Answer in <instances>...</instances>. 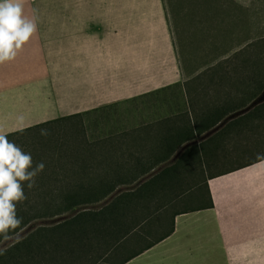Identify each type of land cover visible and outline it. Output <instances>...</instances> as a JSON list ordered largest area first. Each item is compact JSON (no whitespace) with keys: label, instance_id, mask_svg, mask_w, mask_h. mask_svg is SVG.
<instances>
[{"label":"crops","instance_id":"1","mask_svg":"<svg viewBox=\"0 0 264 264\" xmlns=\"http://www.w3.org/2000/svg\"><path fill=\"white\" fill-rule=\"evenodd\" d=\"M157 1L176 42L164 84L181 83L177 98L159 104V92L172 95L174 89L160 87L153 50L147 61L141 47L128 56L120 34L117 47L108 36L96 46L87 25L63 24L51 34L50 25L37 23L30 3L22 1V17L33 20L36 31L12 60L0 63V128L6 134L18 130L19 116L23 129L74 113L89 120L87 141L95 148L43 170L40 179H54L43 188L66 183L73 190L81 182L113 184L119 191L129 186L119 177L143 182L162 176L154 188L174 197L171 208L202 207L209 196L211 206L175 214L165 237L121 264H264V76L250 71L264 70V50L259 57L252 55L254 47H244L264 40V0ZM52 40L62 44L52 48ZM74 65L81 66L79 80L72 76L79 71ZM58 95L64 101L58 103ZM144 95L150 99L144 118L94 133L95 112ZM167 215L153 218L135 246L164 231ZM132 242L124 239L108 254L105 239L87 231L72 240L71 258L54 253L41 264H113L133 250Z\"/></svg>","mask_w":264,"mask_h":264},{"label":"trees","instance_id":"2","mask_svg":"<svg viewBox=\"0 0 264 264\" xmlns=\"http://www.w3.org/2000/svg\"><path fill=\"white\" fill-rule=\"evenodd\" d=\"M261 41L264 40L256 39L244 47H254L255 52L252 55L262 57L261 52L264 48L262 49ZM250 66H254V63ZM250 71L264 76V70L259 71L256 67H252ZM259 86L264 87V81ZM78 116V113H74L57 117L23 129L26 131L23 134H29L31 141L40 138L43 141L42 147L53 149L43 153L34 152L31 156L32 168L43 163V170L48 168L47 170L53 171L55 162L70 163V157L95 148L94 143L87 141V132L84 134L82 128L81 131L69 132L71 139H64L69 134H63V139L60 133L53 134V125L60 122H69L73 125L74 121H77L74 125L82 127L81 118ZM32 128L39 129L30 132ZM42 130L47 134L42 135ZM19 131L21 133V130H16L7 134V137L19 134ZM136 178L138 177H119L117 179L119 183L129 184L119 191H113V184L105 187L102 184L80 186L81 182L76 184L78 186L73 190L65 186L66 183L58 186L60 188L56 190L50 186L43 188L42 185L54 182L53 177L40 179V176H37L33 178L34 184L31 188L27 186L28 181L21 182L25 199L16 204V214L22 222L7 236L0 235V264H41L44 259H54V253L63 254L69 259L72 251H75L72 248V240L78 239L87 231L95 238L105 239L103 249L108 254L117 251L118 245L123 244L124 239L132 237L133 250L119 262L113 263L121 264L165 237L172 230V218L175 214L211 206L208 196L207 205L202 207L171 208L168 204L174 197H167L165 189L154 188L155 181L159 182L163 179L162 176L148 177L143 182H135ZM177 196L178 193L175 197ZM165 211L169 212V216ZM161 214L169 218L167 228L157 236L145 240L142 245L135 246L137 244L135 237L140 236L142 231L148 232V229H145L146 225L153 218L158 221Z\"/></svg>","mask_w":264,"mask_h":264},{"label":"rangeland","instance_id":"3","mask_svg":"<svg viewBox=\"0 0 264 264\" xmlns=\"http://www.w3.org/2000/svg\"><path fill=\"white\" fill-rule=\"evenodd\" d=\"M30 3L36 13V22L44 25H50L49 30L51 34L61 30L63 24L87 25L88 33L94 35L96 46H102L104 37L108 36L111 46H118V35L126 43L127 53H131V49L136 47L142 48V56L144 61L150 59V52L153 50L157 54L158 68H159V85L167 89H174L172 95H166L165 92L158 94V100H170L172 96L177 98L178 92L181 90V83L172 81L170 84H164L166 75L172 71V50L176 48L172 44L176 42L171 40V35L167 31L166 24L168 19L162 11V3L157 0H21V3ZM23 6V3H22ZM57 30V31H56ZM59 34L61 32H58ZM53 41V40H52ZM82 41L79 42L81 44ZM61 42L51 43V47L55 48L61 45ZM172 47V48H171ZM75 66V65H74ZM76 69L81 66H75ZM79 68L77 70H79ZM67 76V75H66ZM73 78L79 80L82 76V71L75 72ZM67 79V77H66ZM63 79H61V83ZM162 88V89H163ZM161 89V88H160ZM60 90V89H59ZM73 95L82 96L80 90L75 87ZM157 97V96H156ZM33 99L35 97H32ZM154 98V97H153ZM60 103L64 98L56 97ZM83 99V98H82ZM81 99V100H82ZM149 96H137L124 100L122 102L114 103L101 111L95 112V117L98 116V124L94 129V133L113 132L118 125L134 124L147 111L143 107L149 103ZM82 102H85L84 100ZM161 109V106L158 107ZM77 124V121H74ZM89 120L84 117L81 118L82 127L78 125H71V123H57L52 127V132L60 133L63 139V134H69L66 138H72L69 132H76L84 130V134H88ZM56 125V126H55ZM73 127V128H72ZM84 127V128H83ZM41 128V127H39ZM39 128L31 129L30 132L38 131ZM82 128V129H81ZM74 129V130H73ZM29 133V132H27ZM59 138V137H58ZM18 146L24 153L31 156L34 152L43 153L52 151L48 148L42 147V139H33L31 141L29 134L15 135L9 140ZM42 142V143H41ZM46 142V141H45ZM64 144V143H61ZM70 144H68L69 147ZM63 147V145H62Z\"/></svg>","mask_w":264,"mask_h":264},{"label":"clouds","instance_id":"4","mask_svg":"<svg viewBox=\"0 0 264 264\" xmlns=\"http://www.w3.org/2000/svg\"><path fill=\"white\" fill-rule=\"evenodd\" d=\"M35 31V22L22 17L21 0H0V63L12 60ZM17 122L22 131L24 117L19 116ZM41 134L47 133L42 130ZM43 168V163L32 168L31 155L10 142L0 128V235L7 236L21 224L16 214V204L25 199L21 182L28 181L27 186L33 187V178Z\"/></svg>","mask_w":264,"mask_h":264}]
</instances>
